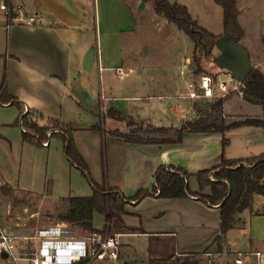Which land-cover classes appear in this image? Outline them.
I'll return each mask as SVG.
<instances>
[{
    "label": "crops",
    "instance_id": "obj_1",
    "mask_svg": "<svg viewBox=\"0 0 264 264\" xmlns=\"http://www.w3.org/2000/svg\"><path fill=\"white\" fill-rule=\"evenodd\" d=\"M85 1L92 5L75 0H26L24 3L8 0L10 4L23 6L27 13L33 11V15H39L42 20L37 26L14 23L5 28L7 45L0 57L4 63L1 82L6 69L8 93L24 106V115L33 110L45 119L70 126L93 183L99 187L117 188L127 198L139 190L150 191L154 186V175L161 166H175L194 176L219 166L223 156L229 161L244 160L231 157L227 148L223 151V136L214 132L185 133L179 145L136 144L112 137V131L107 127L117 121L107 117L109 110L116 109L124 119L135 120L130 103L152 100L155 97L151 94L157 90L167 92L158 97L166 102L155 109L160 117L166 110L169 112L172 124L167 128H179L186 120L195 121L197 117L180 122V116L192 107L187 94L190 84L196 80L182 66L177 65L167 73L134 60H131L132 64L125 61V37L137 28L135 12L142 9L137 10L136 6L144 4L142 0ZM144 5L146 8L151 5L155 13L151 1ZM209 32L221 35L223 28ZM92 49L96 50L95 61L87 70L85 60ZM249 58L251 63L250 54ZM184 63V67L190 65L191 59L187 58ZM117 69L128 72V81L117 77ZM116 81L122 86L117 87ZM131 81L138 82L134 90L125 88ZM183 86L188 87L187 92L183 91ZM144 121L152 124L146 119L138 122ZM253 129L255 134L259 128ZM51 140L43 147L49 149ZM192 181H195L193 188ZM189 187L192 192H199L195 178L190 179ZM67 197L81 196L70 193ZM258 197L262 200L256 208ZM125 212L121 221H113L111 231L119 233L121 241L129 239L127 244L122 242L126 251H130L132 245L147 250L148 264L189 255L197 256L200 264L212 263L215 258L233 252L230 235L237 231L242 234L243 253H260L256 264H264V196L255 195L252 207L237 216V225L226 235L223 253H217L213 246L221 234L219 207H209L197 197L160 199L153 195L140 203L127 204ZM4 222L11 234L30 233L19 230V225L11 227L6 218ZM139 251L137 248L134 254ZM121 260L117 264H133Z\"/></svg>",
    "mask_w": 264,
    "mask_h": 264
},
{
    "label": "rangeland",
    "instance_id": "obj_2",
    "mask_svg": "<svg viewBox=\"0 0 264 264\" xmlns=\"http://www.w3.org/2000/svg\"><path fill=\"white\" fill-rule=\"evenodd\" d=\"M24 1L26 0H16L17 3H24ZM75 1L88 4L89 6L92 5V3H87L88 1L85 0ZM128 1L130 2V0ZM142 2L146 3L144 0ZM236 2L239 10L238 23L241 33L239 44L249 51L252 68L264 73V0H236ZM179 3L188 8L193 19L199 22L203 28L212 32L221 31L223 28V34L217 36L225 34L224 27H222L223 10L214 0H179ZM139 7L140 4L136 6V9L140 10ZM152 8L149 5L147 8L145 6L141 11L135 12L138 22L137 28L132 35L125 37L124 58L127 63L132 64L131 60H134L135 63H144L151 69L159 68L167 73L177 65L182 66L184 70H189L188 74L190 73L195 80H198L202 75H210L216 86L220 81L228 80V77L224 76L227 72L220 70L213 63V59L220 53L216 47L210 57L203 56L200 64L197 65L193 61L195 54L194 43L188 36L180 32L174 24L168 23L163 17L157 16ZM31 15H33V11L27 13L28 17ZM7 23L6 15L0 10V57L6 51L5 28ZM200 54L198 51L197 55L199 57L201 56ZM187 58L191 59V63L184 67V62H186ZM1 59L0 82L4 70V63ZM138 64H135V66L138 67ZM126 79L128 81V78ZM137 84L138 82L134 83L131 81L125 84V88L134 90ZM116 86L120 87L122 85L120 84L119 86V82L116 81ZM182 89L184 92L188 91L187 86H183ZM165 93L167 92L162 90L153 91L151 95H154V99L130 103L131 115L135 120L127 118L124 122L109 123L107 130L124 134L129 133L131 131L130 121L135 124L148 125L145 121L142 123L138 122L145 119L151 121L152 124L149 125L152 127L171 126L172 118L167 110L165 115L161 117L155 113L157 112L155 110L156 106L166 102V100L158 98L164 96ZM163 99L166 98L164 97ZM224 100H228L224 106L228 123L247 117L261 118L263 116V110L260 106L246 102L237 91H231ZM212 104L200 102L196 107L201 112H204ZM19 116V111L15 106L5 107L0 105V215L3 219H7V223L11 227L19 225L18 229L22 230V232L26 231L30 232L29 234H33L36 230L58 224L54 218L49 217L57 201L69 196L70 193L71 195L76 193L81 197H90L93 194V188L89 179L68 161L64 151V144L60 138H53L49 149L25 143L21 126L16 123ZM190 117L193 116H189L187 119ZM254 130L250 127H242L226 133L228 145L224 147L221 143L223 151L227 148L231 157L244 160L252 157L251 155L263 154L264 129H256L255 134L253 133ZM213 180L215 181L214 178ZM194 182L192 181V188L194 187ZM259 200L262 199L258 197L254 207L258 208ZM96 223L101 230L104 228L105 222L103 219L98 218ZM68 229L74 238H86L91 234V232L79 227L68 226ZM104 235L114 236L119 235V233H116L113 229L111 231L110 227L109 230L105 231ZM230 239L233 245L232 253L215 258L212 263L204 262L203 264H235L238 258H241L244 264H256V256L253 255L250 262H247L244 255L239 256L238 254L239 252L244 254L242 250V234L238 231L234 232L230 235ZM122 242L127 244L130 241L129 239H122L121 245ZM132 246H130V251H126L125 247L123 246L122 248L121 246L119 260L122 259L133 264H148V251L144 250L140 245ZM137 248L142 253L139 251L135 255L134 250ZM186 257L179 256L175 258V261L168 260L164 261V263L160 261L162 263L158 264H185L186 260L192 262L195 259H187ZM143 260H146V262L143 263Z\"/></svg>",
    "mask_w": 264,
    "mask_h": 264
},
{
    "label": "trees",
    "instance_id": "obj_3",
    "mask_svg": "<svg viewBox=\"0 0 264 264\" xmlns=\"http://www.w3.org/2000/svg\"><path fill=\"white\" fill-rule=\"evenodd\" d=\"M144 1H151L157 16L163 17L174 24L180 32L188 36L194 43V63L199 65L203 56L210 57L222 36H216L200 26L193 19L188 8L177 1ZM214 2L223 9L225 34H232L236 43L239 44L241 33L236 0H214ZM198 51L201 53L200 57L197 55ZM243 99L251 105L260 106L263 110V116L261 118L247 117L228 123L224 106L229 99H221L204 112H201L195 106V111L198 113L196 120L184 122L179 128L152 127L151 125L135 124L130 121L131 131L129 133L112 131V137L136 144L179 145L183 142L185 133L214 132L222 134V144L225 147L228 145L225 134L231 130L242 127L264 129L263 72L253 68L248 74L244 81ZM0 105L15 106L18 109L20 116L16 123L27 131L22 134L25 143L43 147L44 143L50 138H60L70 164L80 170L89 179L93 187V195L90 197H67L57 201L53 212L49 215V217L56 220V223H65L70 227H79L91 233L96 231L105 233L106 230L110 229L114 220H122V216L126 213L125 206L129 203H140L145 198L153 195H157L160 199L197 197L209 207H219L221 234L216 238L213 246L217 253H223L226 235L237 225V216L252 207L255 195L264 196V154H261L245 160L231 161L226 160L223 156L219 166L211 170L201 171L194 176L175 166H161L154 175V186L150 191L139 190L133 197L127 198L117 188L99 187L93 183L89 168L76 147L73 129L70 126L45 119L33 110H29L24 115V106L8 93L6 69L0 85ZM107 117L117 122L125 121L123 115L113 108L109 110ZM50 131L53 132L48 137L47 134ZM211 176L215 181H212ZM191 178L197 180L199 192L190 190L189 181ZM205 191H209V193L205 194ZM98 218L103 219L105 222L101 231L97 230L96 220ZM186 258L195 259L192 262L186 260L185 264H200L197 256L189 255ZM162 262L164 263V261ZM162 262H151V264Z\"/></svg>",
    "mask_w": 264,
    "mask_h": 264
},
{
    "label": "built area",
    "instance_id": "obj_4",
    "mask_svg": "<svg viewBox=\"0 0 264 264\" xmlns=\"http://www.w3.org/2000/svg\"><path fill=\"white\" fill-rule=\"evenodd\" d=\"M7 1L0 0V10L6 15L8 26L14 23L25 26L41 24L39 15L28 17L23 6L9 4ZM116 75L124 80L128 72L117 69ZM224 76H227L228 80L220 81L217 86L210 75H202L190 84L187 99L192 102V107L182 113L180 122L189 116L197 117L194 107L197 102L214 104L224 99L231 91H237L243 97L244 83L233 79L229 73ZM97 230L101 231L100 227ZM121 246L120 235L109 236L98 231L86 238H74L65 223L36 230L29 235L11 234L6 230L4 219L0 215V264H73L87 258L88 264H115L119 260ZM242 255L246 257L247 262L253 255L261 257L260 253L239 254ZM235 264H244V261L238 258Z\"/></svg>",
    "mask_w": 264,
    "mask_h": 264
},
{
    "label": "water",
    "instance_id": "obj_5",
    "mask_svg": "<svg viewBox=\"0 0 264 264\" xmlns=\"http://www.w3.org/2000/svg\"><path fill=\"white\" fill-rule=\"evenodd\" d=\"M178 1V0H176ZM144 4L140 8H144ZM216 48L220 51L219 55L213 59V63L222 71L229 73L233 79L244 83L248 74L253 69L250 63L249 54L243 46L237 44L232 34L227 33L222 36ZM96 50L92 49L85 60V68L90 70L95 61ZM89 259H84L73 264H88Z\"/></svg>",
    "mask_w": 264,
    "mask_h": 264
}]
</instances>
